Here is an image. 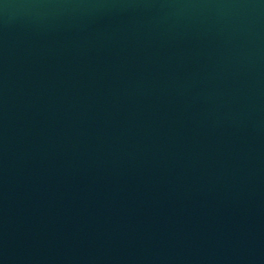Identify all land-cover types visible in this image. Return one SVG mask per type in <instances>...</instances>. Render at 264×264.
Segmentation results:
<instances>
[{
	"label": "water",
	"instance_id": "95a60500",
	"mask_svg": "<svg viewBox=\"0 0 264 264\" xmlns=\"http://www.w3.org/2000/svg\"><path fill=\"white\" fill-rule=\"evenodd\" d=\"M0 264H264V0H0Z\"/></svg>",
	"mask_w": 264,
	"mask_h": 264
}]
</instances>
